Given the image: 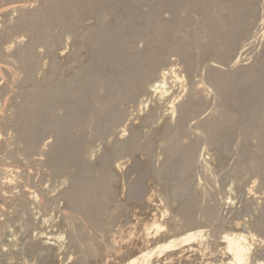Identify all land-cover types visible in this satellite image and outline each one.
I'll use <instances>...</instances> for the list:
<instances>
[{
	"label": "bare ground",
	"instance_id": "1",
	"mask_svg": "<svg viewBox=\"0 0 264 264\" xmlns=\"http://www.w3.org/2000/svg\"><path fill=\"white\" fill-rule=\"evenodd\" d=\"M164 1L173 10H177V9L181 8L182 6H185L192 11H196V12L199 11V12H197L198 14L200 13V11L202 13H205L207 15L206 22L204 19L205 31H204V27L202 29L203 33L205 34L204 35L205 36V43H207L209 40H211L214 36L221 35L224 46H226L228 48H233V45L237 40L236 37H238V34L241 33V30L244 27H247L248 24H251L253 22V20L258 18L259 7H260L258 0H244V3L242 2L243 4L240 3L241 1L238 2L237 4H234V0H164ZM60 2H65V0H51L50 1V3H52V4H59ZM94 2L92 4H94L96 6V4H98L99 1L98 2L94 1ZM101 2H102V0H101ZM94 5H93V9H94ZM21 7H22V5L18 9L22 10ZM100 7H101V5H100ZM159 7H160L159 5H154L153 6L154 11H152V13L155 12L156 10H158ZM213 7H216L217 9L214 8L215 9L214 10ZM25 8L26 7H24V9ZM261 8H262V11L264 12V5L263 4L261 5ZM211 9H213L216 13L219 11L220 15H215V16H218V17H215L214 14H216V13L215 12L212 13ZM207 12H209L210 14ZM219 12H218V14H219ZM45 13H46V11H44V12L37 11L36 14H34V15H32V14L30 16L22 15V17H21L22 13L21 14L19 13L18 15H20L21 18L18 16V19H17L18 21L17 20L14 21V20L10 19L11 17L13 19H15V17H13V16H11L9 19L11 20L10 22L12 24L13 23L15 24V22L17 21L18 26L21 23L33 24V22H36V21H41L44 23L45 21H47L49 19L48 17L44 18ZM155 13H157V11ZM202 13L200 15H202ZM24 14H26V13H24ZM129 14L130 13L128 12L127 15L129 16ZM9 15H10V13H9ZM127 15H126V17H128ZM131 15H134V14H131ZM206 15H204V16H206ZM149 19L151 20L153 18H149ZM258 19H261V21H264V13ZM145 20H147V18H145ZM155 20H157V19H155ZM12 21H14V22H12ZM157 21H158V23L157 22L155 23L156 24L155 29H157V31H159L161 33V36L163 38H166L167 31L170 28L169 25L167 26L165 24H162L163 22L161 23V22H159V20H157ZM148 22H150V21L145 22V24L147 23L145 26H148ZM257 24L259 25L260 23H257ZM13 25L11 27L14 29ZM152 25H149V26H151V28L149 27V29H153ZM251 26H252V24H251ZM11 27H7V28L10 29ZM16 27H15V30H16ZM129 27H130V24H129ZM174 27H175V25H174ZM7 28H5V29L7 30ZM17 28H19V27H17ZM259 28H258V30H259ZM13 29H11V31H13ZM6 30H3V31L6 32ZM134 30H133V32H134ZM3 31H2V33H3ZM135 31H137V30H135ZM139 31H141V30L138 29L136 34H138ZM223 31L224 32L226 31V33H224ZM260 31L261 30H259V32ZM9 32H10V30H9ZM13 32L15 33V31H13ZM6 33H3L5 35L4 38L7 37ZM123 33H125V30L123 31L121 28H119L117 26H116V28L111 27L108 31H106L104 29L103 30L97 29L91 35V39H92L91 43H92V46L95 47L96 57L100 62L99 65L101 66V68L108 70L109 75L112 74L111 71H114L117 74H119V76L121 77L123 86H124L128 83L127 82L128 79L131 77H134V75H135L134 74L135 73L134 62L136 60L135 59L136 57L131 54V53H133V50H132L130 52V55L127 54L128 57L126 56L127 58L123 59L124 56L126 55L125 52L129 49L127 47V45H128L127 42H123V39H124ZM139 33H141V32H139ZM193 33L195 34V32H193ZM136 34H134V35H136ZM10 35H11V33H10ZM12 36H13V33H12ZM202 36H203V34H202ZM1 38H3V37H1ZM201 38H203V37H201ZM201 38H200V40H201ZM193 39H196V38L194 37ZM198 39H199V37H198ZM4 40H7V38ZM200 40H198V41L200 42ZM202 40H201V42H202ZM124 41H126V40H124ZM203 43H204V41H203ZM10 44H12V42ZM60 45H62V44H59V46ZM7 47H8V50H10L8 45H7ZM26 48H27V52H28L29 56L25 59V61L27 62L25 69H26V73L28 74V76L27 75L26 76L29 77V79L26 78L28 81H26V79H25V82L28 83V82H31L32 80L36 79V78L38 79V76L37 77L34 76V72L36 73V75H38L39 72L41 71V61L39 58L40 53H38V52L34 53L33 52L34 51L33 45H30ZM5 49H6V47H5ZM78 49H79V47L77 48V51H78ZM8 50H5V51L7 52ZM12 50L13 49L11 47V51ZM1 52L3 53V50ZM242 53H241V55H242ZM8 54L9 53L7 52V55L5 54V56L8 57ZM65 55H67L65 52H62L60 55H58L59 59L62 62H63L64 58H66ZM58 57H56V59ZM75 57H79V55H77ZM75 57H73L75 67L73 70L70 69L71 72H69V71L67 72V70H66L67 76H63L62 78H59V79L56 76V73L60 69V68L58 69V65L60 64L59 59H57L59 61V63H57L54 60H51L52 63H53V61H54V63H53L52 68H51V65L50 66L48 65L51 68V69H49L51 71L47 70V68H46V71H48L46 73V75L42 76L41 73H43L44 71L40 72V75H41L40 77L42 78L45 76L44 80L46 82L48 80H51L52 76L57 78L58 83H59V85H57V86L61 87L62 90H66V92L63 91L64 92L63 94L67 93V91H69V89L72 87V85L74 86L73 88L75 90H77V94L74 95L73 98H70V100H69L68 105H70V107L67 110V111H69L67 116L61 117L55 112V110H52L53 105H55L59 99L64 98L63 95L60 94L62 92V90H60V88H58L57 90H60L61 92H59V91H58V93L55 92L56 91L55 89L57 88V86L54 87L55 91L51 90V89H53V87H52L53 85H50V82L53 80L52 79L51 81H49V85L51 86L50 90L53 94L48 93L46 91L47 89L46 90L44 89V88H46L45 87L46 82L44 80L42 82L41 80L43 78L41 79L40 77H39L40 80L38 79V82L40 84L36 81H34V82H36V85H35V83L34 84L30 83V85L32 84V86H30V87L28 86V87L31 90L29 89L30 92L25 95V99L23 98V96L20 95L21 100L24 99V101H25V103L22 104V107L18 106L17 108H20V109L15 108L14 110H12L13 113L14 112L18 113V117H15V115L13 114L12 118L13 117L18 118V120H20L22 123H24V125L22 126L23 127L22 131L21 132L19 131L20 132L19 133L17 130V127H16L18 121L16 122V120H15V122H16L15 127H16V131H17V132L15 131V132L18 135L16 133L15 134H16V136L20 137V140L22 141V143L20 144V145H22L20 147L22 151L21 150L20 151L25 153V155H28V157H30L33 153L35 155V152H37L35 157L37 156V154L39 152L42 155L44 154V156L46 157V159H45L46 161L44 163L47 166V168H45L43 170L44 173H46L47 175H51V177L53 175L54 178L56 177L55 175H57V176L59 175V177L61 176V178H63L64 181L67 180V181H69L68 183L71 184L70 188L68 190L61 192L62 193L61 195H63V199L65 202L64 208L61 209L63 217L60 220L62 222L59 223V221H57V222L54 221L53 223H54V228L56 226H58V224H61V223H62L61 224L62 227L67 226L68 233H69V234H67L68 237H66L67 235L62 231L63 234L66 235L65 237L67 239L69 238V240H68L69 242L65 245L68 246V247H66L67 249H69V250L73 249L75 252L73 254L70 252L72 255L69 256L66 261L64 260L61 262L60 257L63 253H65L62 250V247L64 246V244H63V246L61 245L62 244L61 242L63 241L64 235L61 237L58 234L56 235L55 234L56 232L53 233L52 231L51 232H46V231L44 232L42 230L43 232L42 231L40 232V234H39L40 236L38 234H36L38 236L28 237L29 238L28 243L26 244L23 242V244H26L24 246L18 245L19 242L17 243L16 239H14V240L11 239L12 241H10V240L7 241V238L10 239L11 234H12L11 232L13 231V229L16 228L13 221L16 220V222L19 223V221L21 220V222H22V220L24 219V218H22L23 215L28 213L27 211L30 207L34 206L35 208L37 207L39 209L40 207L42 208V206L45 205L46 207L45 206L44 207L48 208L46 203H49V202L55 200V198L53 197V194L48 192L50 190L49 189L47 190L45 187V189L47 190L46 191L43 188V186L42 187L38 186V187H41V189L39 188V190H40L39 195L38 194L36 195L35 193H33V191L30 190L31 188L30 189L29 188L24 189L23 187H22V190L18 191L19 193L17 194L16 193L17 187H15V186H20V185H18L19 183L16 184L18 182L17 181L18 179L17 180L15 179L16 180V183H15V180L13 178L11 179L9 176H7L6 172L9 170L8 169L4 173L6 175L0 177V264H34V261H32V260H38L39 264H63V263H65V264H264V224H262L264 222V220H263L264 218L262 220L260 219L261 217H264V216H262V215H264V203L262 205L256 203V201L254 200L255 197H253V196H256L255 193H257V192L253 193L254 194L253 195L252 194L253 189L252 190L250 189L249 193H247V194L251 195L249 200H252V203L254 202L255 204H258V205L256 206L253 204H249L251 201H249L248 204H249V206H251V205L254 206L255 209L254 208H252V209L257 211V212L259 210L257 208H260V206H261V210H259V213H257L260 218H256L257 217L256 215L253 216V214H248L249 220L251 219L250 217H254V220H252L253 222L251 221L249 223V220L247 221L248 225L246 223H244L243 220L240 221L241 220L240 218H239L240 220L237 219V221H231L232 223L228 222L231 226L227 225L225 228H229V231H226L228 229L223 231L222 235L220 236V239L218 238L219 241L217 240L218 241L217 243H216V241L214 243L210 242V240L208 239V235L210 233L207 234L208 232L204 229L205 228L204 226L202 227L204 230L203 231L200 226H197L194 223H193V225H194L193 226L190 223L191 219L189 220V216H191L190 213H191V209H192V206H191L192 201L190 204V201L188 203L185 199V201H183L184 202L183 203L182 199L184 198V196L185 197L187 196V193H190V191L188 192V189H190L194 185L193 184L192 186H190V182H191L190 177L192 175H194V176L196 175L195 174L196 173L195 167L197 165H199L201 168H203L202 171H208L209 169L216 168V167L218 168L220 166L221 162L223 165L226 164L225 163L226 159L224 158V156H226V154L224 153L225 154L224 155L222 153L223 151L221 150V146L219 148H217V145H216L213 149H209L211 152V153L210 152L208 153L209 155L207 154L208 157L210 156L209 159L208 158L204 159L202 156H199V155H197L198 158L195 159V153H196V147L195 146L196 145L194 143L195 141H193L191 138L193 137L192 135H195L197 137H198V135L201 136L200 130H199V132H197L198 131L197 130L196 132L198 134H196L194 131H191L190 129L184 127V125H183V124H185V122H184L185 120H183L184 116L182 115L183 117L181 118L182 109H183V107L181 105L182 101L179 100V94H177V93H179V90H177L178 92L176 93V95H174L175 93L171 94L168 92L169 90L171 91L173 88L171 89V87H170V89L168 90L167 89L168 86L166 87L167 81L170 80L169 78H171V79L173 78V80H174V81H172L173 83H176L177 85H178V83H180L182 85L183 82L180 79V76L178 75V72H177L179 70V68L177 67L178 70H176V68L173 69V67H172V69L171 68L168 69V67H167V69H165L166 68L165 67L164 69L162 68L161 71H160V69H158V71H156L157 77H158L157 81L155 79V81H156L155 83H154V81H152L154 83V84L152 83L153 85H151V84H150L151 86L147 85L148 86L147 88L150 87V90L149 89L147 90L148 95L150 97L153 96V99L152 98H150V99L153 100V102L158 103L156 105L157 107L154 106V108L156 107L155 109L158 111V113H157L158 117L160 119H162L161 124L159 122L157 123V121L156 122L154 121V123H155L154 124L151 121H153L154 116L157 114H155V115L153 114V116H152L150 113H149L150 115L149 114L147 115V113H145L144 117H142V118L138 117V120L139 121L141 120V122L143 121L144 123L145 122H147L149 124L152 123V125L153 124L156 125V123H157V128L154 127L155 131L154 132L151 131L154 135L150 134V135H152L150 137H152L153 139H150L151 141H149V139H148V141L150 142V145H146L145 144L146 142L145 143L143 142L142 144H144L146 146L143 148H140V150L142 151L141 153L137 154V151H136L135 154H137V155H134V153L132 154L130 152L133 155L132 156L129 153L132 156V158L130 160L131 162H127L128 161V159H127V161H125V162H121L122 160H120V162H116L113 164L112 159H113L114 155H117V157L120 154L123 155L126 150L129 151V149H127L129 144L138 141L137 138H138L139 132H137L138 129L136 130L137 127H135V126H138L140 124L137 125V123H135L136 120L134 121L135 124L132 121H130L134 124L133 125L131 123L133 125L132 126L129 123L131 126H129V128L127 127L129 129V130L128 129L127 130L130 131L128 133H131V137L129 136V139L128 140L125 139L126 141L122 143L121 140L124 137L123 134L125 131H123V133L121 131V133L118 136L119 138H117L118 142L116 144V147L112 146V145H111L112 148L108 147L106 152H104L105 154L100 156V158L96 162V164L95 163L91 164V162L88 160L89 157L90 158L92 157L91 154H93V153H91L89 155L91 146L89 147L88 144L86 143V141L83 142V141L76 140L75 139L76 136L74 137V135L70 131L71 126L78 125V127H81L84 125V123L89 122L91 124L93 123V126L95 124L98 132H100V131L102 132V130L104 132L105 131L104 129L106 128V126L108 125V123L111 121L112 118L115 120L117 118V121L119 120V114L121 115L122 111L118 110L119 112L121 111L120 113L117 111V104H118L119 99L113 100L114 98H111L109 102H99L98 100L102 98L101 95L104 96V94L102 92L93 91V92L89 93V90H87L86 85L84 83L86 75L82 72V70H84V67L86 66L88 58L86 60H82L80 58H75ZM67 58L70 59L71 56H68ZM240 58L241 57H238L237 60L241 61ZM9 59H8V61H9ZM51 61L49 62L50 64H51ZM10 62H12L11 64L13 65V63H14L13 60ZM10 62H8V64ZM2 64L0 63V77H2V79L5 78L7 80L9 78H7L6 76H11V77H13L12 80L14 79V81H15L17 79L16 78L17 73L14 72V74L16 73V75H14L13 74L14 70L11 71L10 68H7V66L6 67L4 66L5 63L3 64V66H2ZM42 64H45V61ZM70 64H71V62H70ZM174 64L177 65V63H175V62L171 63L172 66ZM71 65H70V68H71ZM59 66H62V64H60ZM66 66H68V65H66ZM260 66L264 69V61L258 65V67H260ZM169 67H170V65H169ZM64 68H66V67H64ZM68 69H69V66H68ZM9 70L11 71V73ZM244 70H245L244 74H245L246 79L252 80V81L258 80L262 84H264V78L256 77L253 70H251V69H244ZM10 80L11 79H9V81ZM18 80H20V79H18ZM22 80L24 82V79H22ZM53 81H54V83H56L55 80H53ZM20 82L22 83L21 80H20ZM170 82H171V80H170ZM11 83H12L11 81H10V84L7 83L9 85V87H10ZM17 83H15L14 85H17ZM37 83H38V85H37ZM75 83L77 85H75ZM12 85H13V83H12ZM12 85H11V88H12ZM33 85H34V87H33ZM49 85L47 83V86H49ZM17 87H19V85H17ZM26 87H27V85H26ZM0 89H2V88L0 87ZM50 90H48V91H50ZM3 92H4V90H3ZM175 92H176V89H175ZM20 93H21V91H20ZM73 94H75V93H73ZM155 94H156V96H158L157 99L154 97ZM169 94H171V96ZM20 96L18 95V97H20ZM149 96H148V98H149ZM5 97H6V95H5ZM106 97H111V96H106ZM154 98L156 99V101H154ZM18 99H20V98H18ZM18 99H17V101H19ZM12 100H13V98H12ZM8 101H9L8 99H4V101H3L4 103L2 105L3 108L0 106V121H2V119H3V121H5L4 120L5 119L4 114H6L5 112L7 110L4 112V109L9 108L11 105L14 106V102L11 103V105H8V103H9ZM10 101H11V99H10ZM141 101H143V100H141ZM105 103H107V104H105ZM143 104H145V103H143ZM153 104H155V103H153ZM12 106L10 108H12ZM144 106H142V108ZM151 106H152V104H151ZM120 107H121V105H120ZM260 108H261V106H260ZM149 109L151 110V108H149ZM195 110L196 109H194V111ZM9 111H11V110H8V113H9ZM12 111L10 113H12ZM136 111H138V110H136ZM139 112L141 114V111H138V113ZM256 112H259V110L255 111L253 113L254 116L258 114ZM17 113H16V116H17ZM155 113H156V111H155ZM185 113L186 112H183L184 115H185ZM137 116H139V115H137ZM212 116L210 118L204 120V122H203V120L200 121V122H203L202 124L205 123L204 126H205L206 133L209 132L208 126H209L210 121L211 122L217 121L220 124L228 126L229 123L231 122V120L235 117L234 114L226 113V111H224L222 109H220L216 114H214V117H212ZM257 116H259V115H257ZM129 117H131V116H129ZM135 118H136V116H135ZM156 118H157V116H156ZM259 118H260L259 121H260V126H261L260 128L262 130L259 133L257 141H258V143L261 147V150L264 154V112H263V114H261V116ZM259 118H257V119H259ZM8 120H10V119L8 118ZM10 121L13 122V119H11ZM158 121L161 122V120H159V119H158ZM21 122H20V125H22ZM118 122H120V120ZM39 123H40L39 132L41 131L44 133L46 132V133H50V134L53 133L54 134L55 132H58L59 130L64 131V133L62 131V133L64 135H61L60 138L56 139V142L54 143V145L52 144L50 146V148L48 147L51 150L47 153H46V151H44V149L41 151L39 150L40 144H38V141H40V139H41V135L39 136V134L43 135V133H39V134L37 133V124H39ZM142 124L143 123H141V125ZM1 125H3V124L1 123ZM1 125H0V127L2 128ZM8 125H9V123H8ZM144 125H146V124H144ZM152 125H149V126L152 127ZM108 127H109V125H108ZM127 130H126V132H127ZM141 130H142V128H141ZM205 130H204V132H205ZM2 132H3V130H2ZM2 132L0 131V151H1V149L5 148V147L6 148L8 147V149L10 148V146H8L9 141L7 142V140H6L7 137L5 138L3 136L4 133L2 134ZM248 132L250 133V131H247V133ZM73 133H75V132H73ZM60 134H61V132H60ZM6 135H7V133H6ZM79 135H80V133H79ZM108 135H109V133H108ZM139 136H141L140 133H139ZM44 138H46V137H44ZM140 139H141V137H140ZM85 140H86V138H85ZM47 143H49V142H47ZM92 143L93 142H91V144ZM138 143H139V141H138ZM139 144L142 145L141 143H139ZM161 145H162V149L158 150L161 147ZM129 146H131V145H129ZM156 146L158 149L156 148ZM207 149H208V147H207ZM247 149H245L246 152H247ZM4 151H7V150H4ZM156 151L159 153H157ZM94 152H97V151H94ZM154 152L157 153L156 154L157 157L155 156ZM13 153H14V150L11 148L9 153L7 154L8 156L7 155L1 156L0 160H2V161L6 160L7 161V159L11 160V158L15 160V157H14L15 155H13ZM243 153H244V151H243ZM19 154H21V153H19ZM244 154H242L241 156H243ZM0 155H1V152H0ZM42 155H40V156H42ZM151 155H154V157H156L157 159L163 156V158L166 160V162L164 160L165 163L162 164L159 161L158 165H157V163L155 165V162H153V161L156 158L155 159L152 158ZM40 156L37 157L38 160L40 159L39 158ZM244 156H246V154ZM256 156H258V155H255L254 159ZM21 157H23V156H21ZM247 157L248 156H246V158ZM37 158H36V160H37ZM250 158H251V160H253L252 157H250ZM21 159H23V158H21ZM25 159H27V157ZM30 159H32V157H30ZM30 159H28V160H30ZM236 159H237V157H236ZM14 160L11 161V162H13V164L15 163ZM38 160L37 161L34 160L35 161L34 162L32 159L31 161L33 163H37V164H40V162L43 161L42 159H40L39 161ZM248 160H249V157H248ZM257 160L259 161L260 159H258V157H257ZM31 161H28V162H31ZM247 163H248V161H247ZM255 163H257V162H255ZM3 164H5V163H3ZM23 164H24V162H23ZM237 165H236V167H237ZM248 165L246 164L244 166H248ZM37 167H38V165H37ZM252 167L253 166H251L250 168L252 169ZM21 168H24V167H21ZM33 168H34V166H33ZM18 169L20 170V168H18ZM30 169H31V167H30ZM248 169H249V166H248ZM12 170L13 169H11V171ZM37 170H38V168H37ZM193 170L195 171L194 174H193ZM15 171H16V173H18V170H15ZM2 173H0V175ZM21 173L19 172V174H21ZM24 174H26V173H24ZM27 174H28V172H27ZM39 174L40 173H38V175ZM22 176H23V174H21V177ZM27 176L28 175H26L25 177L27 178ZM28 177H30V176H28ZM44 179H46V178H43V180ZM63 179H62V181H63ZM20 180H19V182H20ZM24 180H26V181H24ZM24 180H23L24 183L25 182L27 183L28 179L24 178ZM57 182H59V181H57ZM21 183L22 182H20V184ZM43 183H44V181L42 182V184ZM251 183L254 185V187L257 186L256 180L254 182L251 181ZM46 184H48V183H46ZM23 185H25V184H23ZM27 185H28V183H27ZM29 185H30V183H29ZM32 185H34V184L32 183ZM65 185L67 186V183ZM195 185H196V183H195ZM56 187H57V185H56ZM235 187H236V185H235ZM33 188H35V186H33ZM227 188L229 191V195H232V192L235 190L237 192L239 191V193L241 190L242 191L244 190V189H241L242 187H240V186H237L236 187L237 189H235V190L233 188H230V187H227ZM250 188H252V187H250ZM13 189H15L16 192L13 191ZM192 189H193V187H192ZM261 190H262V188H261ZM257 191L259 192V190H257ZM51 192H54V191H51ZM239 193H238V195H239ZM241 194H242V192H241ZM191 195H190V197H192ZM256 198H257V196H256ZM224 199L221 200V203L224 205L231 204V202H229V201H233V199L231 200V197H229V196L226 200H224ZM262 199H263V196L260 200H262ZM57 202H59V201L57 200ZM186 202L188 204H186ZM53 203L56 204V202H53ZM56 205H55V208H57ZM44 207H43V209H44ZM245 207L247 208V206H245ZM252 209L250 208V210H252ZM246 210H249V209H246ZM250 210H249V212H252ZM46 212L44 211V214ZM72 212H77V214L75 213L73 215ZM18 213L23 214V215L21 214V218H20V214H18ZM42 213L43 212H41V214ZM247 213H248V211H247ZM253 213L255 214V212H253ZM28 214H30V212ZM76 215H78V217H76ZM73 216L78 218L80 223L75 218H74L75 220H73L72 219ZM240 216H242V215H239V217ZM243 217H241V218H243ZM31 218H33V217L31 216ZM177 218H180V219L178 220ZM52 219H53V217H52ZM52 219H50V221H52ZM244 219H246V218H244ZM75 221L78 223L77 225H75L76 224ZM244 221H246V220H244ZM23 222H24V220H23ZM42 222H41V224H42ZM48 222H49V220H48ZM257 222H260L262 224V226H260V224L258 226ZM224 223H226V222H224ZM35 225H36V223H35ZM220 225L222 227H224V225H226V224H224V225L220 224ZM59 227H61V226H59ZM208 227H209V225H208ZM25 228H27V227H25ZM16 229L18 230V228H16ZM69 229H70V231H69ZM34 231H35V229H34ZM17 232L19 233V230ZM66 233H67V231H66ZM26 234H27V232H26ZM92 235H94V238L96 236V237H98V239H100L99 240L100 242H98V240L95 239V241L98 242L97 243L98 247L93 242L94 238L92 239V237H93ZM25 242H27V240ZM15 246L18 247V250H14ZM6 247L8 249H7V251H4L3 249ZM97 248L100 251L96 250ZM103 250H104V252L101 253V251H103ZM64 257H66V256H64Z\"/></svg>",
	"mask_w": 264,
	"mask_h": 264
},
{
	"label": "rangeland",
	"instance_id": "2",
	"mask_svg": "<svg viewBox=\"0 0 264 264\" xmlns=\"http://www.w3.org/2000/svg\"><path fill=\"white\" fill-rule=\"evenodd\" d=\"M50 1L51 0H0V44H1L0 45V49H1L0 50V63L1 64L5 63V65H4L5 67L7 66V68L11 69V71L14 70L13 74H14V72L17 73V77H16L17 81L16 80L14 81V79L12 80L13 77H11V76H6L7 78L11 79L10 81L13 83V85L11 83L12 88H11V85H10V87L8 85V84H10L9 79H7L8 80L7 81L5 78L2 79V77H0V87L2 88V89H0V106L3 108L2 105L4 103L3 102L4 99L9 100L8 105H11V103L14 102V106L11 105L12 108H10L11 107L10 106L9 107L10 109L9 108L4 109V112L7 110L5 112L7 114L8 110L12 111L15 108H17L18 106L22 107V104L25 103V101H24L25 95L28 94L31 90L29 87L32 86V84H34V83L36 85V82H38V79L40 80V78H41L40 72L44 71L41 74H42V76L46 75V73L48 72V71H46V68H47V70L51 69L54 61H56L57 63H59V61H60V64H62V66H59L60 64L58 65V69L59 68L60 69L56 73V76L59 79V78H62L63 76H67L66 70H67V72L68 71L71 72V70L74 69L75 64L73 61L74 60L73 57L79 55V57H75V58H80L82 60H86L88 58L86 66L84 67V70H82V72L86 75L84 83L86 85L87 90H89V93L93 92V91L102 92L104 94V96L101 95L102 98L98 100L99 102H109L111 98H114L113 100L119 99L118 104H117V111L118 110L122 111V114L121 115L119 114L120 122H118L119 120L117 121V118H116V120L112 118L111 121L108 123L109 127L107 125L106 126L107 129L105 128L104 132H103V130H102V132L100 131L103 135L97 131L95 124L93 126V123L91 124L89 122L84 123V125L81 127H78V125H73V126H71L72 129L70 128L71 133L74 135V137L76 136L75 137L76 140L83 141V142L86 141L88 146L89 147L91 146L89 155L91 153H93V154H91L92 157L91 158L89 157L88 160L91 162V164L92 163L96 164V162L99 160L100 156L105 154L104 152H106L108 147H111V148H112V146L116 147V144L118 142L117 138H119L118 136L121 133V131H122V133H123V131H125L123 134L124 139L122 138V140H121L122 143L125 142L126 140H128L129 136L131 137V133H128V132H130V131H128L129 130L128 128H129V126H131L134 123L135 120H136L135 123H137V125L138 124L141 125V123H143L141 126L140 125L135 126V127H137L136 130L138 129L137 132H139L141 134V136H139V133H138L137 139H138L139 143L142 144L143 142L144 143L146 142L145 143L146 145H150L149 141H151L150 139H153L150 136L154 135L151 131H153V132L155 131L154 127L157 128V123L159 122L161 124L162 119H160L158 117V114H157L158 111L155 109L157 107L156 105L158 103L153 102V100L150 99V98L153 99V96L150 97L148 95L147 90L148 89L150 90V87L147 88L148 87L147 85H150V84L153 85L157 81L158 77H157L156 71H158V69H160V71H161L162 68L164 69L166 67L165 69H167V67H168V69L169 68L172 69V67H173V69L176 68V70H178L177 69V67H178L179 70L177 72H178V75L180 76V79L183 82L182 85L180 83H178V85L176 83H173L172 82V81H174L173 78L172 79L169 78L171 80V82H170V80L167 81L166 87L168 86L167 87L168 90L170 89V87H171V89L173 88L171 91L169 90L168 92L171 94L175 93L174 95H176V93L178 92L177 90H179V93H177V94H179V100L182 101L181 105H182L183 109H182L181 118L184 116V119H183V120H185L184 121L185 124H183L184 127L190 129L191 131H194L196 134H198L197 132H199V130H200L201 136L198 135V137H197L195 135H192L193 137L191 138L193 141H195L194 143L196 145L195 146L196 147L195 159L198 158L197 155L202 156L204 159H207V158L209 159V157H210V156L208 157V155H209L208 153L210 152L209 149H213L216 145H217V148H219L221 146V150L223 151L222 153L223 154L225 153L227 156V157L224 156V158L226 159V161H225L226 164L223 165L221 162V164L218 168L216 167V168H211L208 171H202L203 168H201L199 165H197L195 167L196 173L193 170V174L195 173L196 175L195 176L192 175L190 177L191 178L190 186H192L194 184L192 187H193V189L194 188L195 189L193 190L192 187L190 189H188V192L190 191V193H187V196L186 197L184 196V198L182 199V202L185 201V199H186V201L188 203L190 201V204L192 201V205H191L192 209H191V213H190L191 216H189V220L191 219L192 221L190 220V223L192 225L194 223L197 226H200L201 228L204 226L205 227L204 229L208 232L207 234H209V233L211 234V235L210 234L208 235V239L210 240V242L214 243L216 241V243H217L219 241L218 238L220 239V236L222 235L223 231H225L226 229H228L226 231H229V228H225V227L227 225L231 226L229 224V223H232L231 221H237V219L240 218L241 219V220L239 219L240 221L243 220V222L247 224V221L249 220L248 214H253V216H255V215L257 216L256 218H260L257 213H259V210H261V206H260V208H257V209H259L257 212V211L252 209V208H254V206H252V205L249 206V204H253V205L257 206L258 204L262 205L264 203V154H263L261 147L257 141L259 133L262 130L260 128L261 126H260V121H259L260 118L259 117L264 112V84H262L258 80L252 81V80L246 79L245 74H244L245 73L244 69H251L254 71V74L256 75V77L264 78V69L261 66L258 67V65L264 61V21H261V19H258L264 13L262 11V8H261V5L262 4L264 5V0H258V2L260 4L258 18L253 20V22L251 23L252 26H251V24H248L247 27H244L241 30V33L238 34V37H236L237 40L235 39L236 42L234 41L235 43L233 45V48H228V47L224 46L221 35L214 36L211 40H209L207 43H205V36H204L205 34L203 33V30H202L203 27L205 26L204 19L206 22V17H207V15L205 13H202L200 11V13L198 14L197 12H199V11H197V12L192 11L185 6H182L181 8H179L177 10H173L166 4V2L164 0H102V2H101V0H65V2H60L59 4H52V3H50ZM94 1H97V2L99 1L100 3L98 2V4H96V6H95L94 4H92ZM238 2L243 4L244 0H234V4H237ZM21 5H22V7H21L22 10L18 9ZM93 5H94V9H93ZM100 5L102 8L100 7ZM154 5L160 6L158 8V10H156L157 13H155L156 11L152 13V11H154V9H153ZM24 7H26V8L24 9ZM214 8L217 9L216 7H213V9ZM213 9H211L212 13L215 12L214 11L215 9L214 10ZM37 11H42V12L46 11V13L44 14V18L48 17L49 19L47 21H45L44 23L41 21H36V22H33V24L21 23L19 26L17 25L18 16L20 17V15H18L19 13L20 14L22 13L21 14V17H22V15H28V16H30L31 14L34 15V14H36ZM128 12L130 13L129 16L127 15ZM218 12L217 13L215 12L216 14H214V16L220 15V12H219V14H218ZM9 13H10V15H9ZM24 13H26V14H24ZM201 13H202V15H200ZM207 13H209V12H207ZM125 14L128 17H126ZM131 14H134V15H131ZM204 15H206V16H204ZM11 16L15 17V19H13ZM215 17H218V16H215ZM9 18L14 20V21L17 20L15 22V24L13 23L14 25L10 22L11 20ZM145 18H147V20H145ZM149 18H153V19L150 20ZM154 18L159 20V22H161V23L163 22L162 24H165L167 26L169 25L170 28L167 31L166 38H163L161 36V33L159 31H157V29H155V27H156L155 23L156 22L158 23V21L155 20ZM14 21H12V22H14ZM146 21H150V22H148V26H145L147 24V23L145 24ZM257 23H260V24L258 25ZM129 24H130V27H129ZM12 25H13L14 29L11 27ZM149 25H152L153 29H149V27L151 28V26H149ZM174 25H175V27H174ZM16 26L19 28H17ZM116 26L121 28L123 31L125 30V33H123V37H124L123 42H127V44H128L127 47L129 48L128 49L129 51L127 50L128 52L127 51L125 52L126 55L124 56L123 59L127 58L128 55H130V52L132 50H133V53H131V54L136 57L135 58L136 60L134 62V65H135V69H134L135 73L134 74L135 75H134V77L129 78L127 81L128 83L124 86H123V83H122V80H121V77L119 76V74H117L114 71H111L112 74L109 75L108 70L101 68V66L99 65L100 62L96 57L95 47L92 46V43H91V40H92L91 35L97 29H100V30L104 29V30L108 31L111 27L116 28ZM7 27H11V28L8 29ZM15 27H16V30H15ZM5 28H7V30ZM258 28H259V30H261L260 32H259ZM11 29H13V31H15V33L13 31H11ZM134 29L137 31H138V29L141 30V31H139L141 33L138 32V34H136L137 31H135ZM3 30H6L7 33ZM9 30H10V32H9ZM133 30L135 33L133 32ZM2 31H3V33H6L7 40H4L6 38H4L5 35L2 33ZM204 31H205V27H204ZM193 32H195V34ZM10 33H11V35H10ZM12 33H13V36H12ZM224 33H226V31ZM134 34H136V35H134ZM202 34H203V36H202ZM193 36L196 39H193L194 38ZM197 36L199 37V39ZM200 36L203 38H201ZM1 37H3V38H1ZM200 38H201V40L203 39L202 42H201ZM197 39L200 40V42L202 44ZM124 40H126V41H124ZM203 41H204V43H203ZM11 42L13 45L10 44ZM59 44H62V45L59 46ZM7 45L9 46L10 50H8ZM30 45H33V47H34L33 52L34 53H37V52L40 53L39 58L41 61V71L39 72L38 75H36V73L34 72V76L35 77L38 76V79L36 78V79L32 80L31 82L27 83V82H25V79L26 78L29 79V77H27L28 74L26 73V69H25L26 63H27L25 61V59L29 56L26 47H28ZM10 46L13 49L12 51H11ZM5 47H6V49H5ZM76 47L77 48L79 47L78 51H77ZM4 49L8 50L7 51L9 53L8 57L5 56V54L7 55V52ZM2 50H3V53L1 52ZM62 52H65L67 54V55H65L66 58H64L65 61L63 60V62L58 57V55H60ZM241 53H242V55H241ZM68 56H71V58L68 59L67 58ZM56 57H58L57 59H59V61L56 59ZM238 57L242 58V59L240 58L241 61L237 60ZM8 59H9V61H8ZM12 60L14 62L13 63L14 66L11 64L12 62H10ZM49 60L50 61L54 60V61H53V63L51 61V64H50ZM44 61H45V64H42V63H44ZM8 62H10V63L8 64ZM70 62L72 65L70 64ZM170 62L171 63L175 62V63H177V65L174 64L172 66ZM3 64H2V66H3ZM168 64L170 65V67ZM48 65L49 66L51 65V68ZM66 65L69 66V69H68V66H66ZM70 65H71V68H70ZM64 67H66V68H64ZM11 71H10V73H11ZM49 71H51V70H49ZM16 73L14 75H16ZM42 78H41L42 79L41 81L43 82L45 76ZM18 79H20L22 81V83ZM22 79H24V82ZM27 79H26V81H28ZM52 79L55 80L56 83H54V81ZM52 79H51L52 81L48 80L47 82L44 80L46 82V86H45L46 88H44V89L45 90L47 89L46 91L48 93H52L51 90L53 91L54 87L59 85L57 78L52 76ZM155 79H156V81H155ZM34 81H36V82H34ZM49 81H51L50 85H53L52 86L53 89L50 88L51 86L49 85ZM152 81H154V83ZM15 83H17V85H19V87H17V85H14ZM30 83H32V84L30 85ZM38 83H37V85H38ZM47 83L49 86H47ZM26 85H27V87H26ZM75 85H77V84L75 83ZM33 87H34V85H33ZM73 87L74 86L72 85V87L69 89V91H67V93H65V94H63V93L66 92V90H62V88L59 86H57V88L55 89L56 91L54 90L57 93H58V91L61 92L60 90H62V92L60 94H62L64 97L62 99H59L58 102L55 105H53V107H52V110H55V112L61 117L68 115L69 111H67V110L70 107V105H68L69 100H70V98H73V96L77 94V90H75ZM58 88H60V90H57ZM174 88L176 89V92H175ZM3 90H4V92H3ZM48 90H50V91H48ZM20 91H21V93H20ZM73 93H75V94H73ZM171 94H169V95L171 96ZM5 95H6V97H5ZM18 95L23 96L24 99L21 100V96L18 97ZM106 96H111V97H106ZM148 96H149V98H148ZM154 97L156 99L158 98V96H156V94ZM12 98H13V100H12ZM18 98H20V99H18ZM155 98H154V101H156ZM10 99H11V101H10ZM17 99L19 101H17ZM141 100H143V101H141ZM143 103H145V104H143ZM153 103H155V104H153ZM105 104H107V103H105ZM151 104H152V106H151ZM120 105H121V107H120ZM144 105L145 106L147 105V106L145 107ZM142 106H144V107L142 108ZM154 106H156V107L154 108ZM260 106H261V108H260ZM149 108H151V110ZM17 109H20V108H17ZM194 109H196V110L194 111ZM220 109L226 111V113L234 114L235 117L231 120V122L229 123L228 126L220 124L217 121L216 122L210 121L209 126H208L209 132L206 133L205 126H204L205 123L204 124H202V123L204 122V120L210 118L212 115H213L212 117H214V114H216ZM136 110L141 111V114H140V112L138 113V111H136ZM257 110H259V112H256V113H258L257 115H259V116H257V115L254 116L253 113ZM11 111H9V113L7 115L4 114V117H5L4 120L5 121H3V119H2V121H0L3 124V125H1V123H0V125L2 126V128L0 127V131L2 132V130H3L2 134L4 133L3 136L5 138L7 137L6 140H7V142L9 141L8 142L9 145L8 144L7 145L10 146L9 149H8V147L3 148L4 150H7V151H4L3 149H1L0 157L6 156L9 153L10 149L12 148L14 150V153H15V154L13 153V155H15L14 157H15L16 161L12 158H11V160L7 159V161L6 160H4V161L0 160V169H1L0 173L3 172L0 175V177L5 176L7 174V176H9L11 179L12 178L14 180L18 179L17 183L15 180V183L16 184L19 183L18 185H20V186H15V187H17V192L15 190L16 188L13 189V191H15L17 194L19 193L18 191H21L22 187H23L24 189H27V188L30 189L31 188L30 190L33 191V193H35L36 195L37 194L39 195V191H40L39 188L41 189V187L43 186V188L45 189V187H46L47 190L48 189L50 190L48 192L53 194V197L55 198L56 201L54 200V201H51L49 203H46L48 208H45L46 207L45 205H44L45 207L44 206H42V208L40 207L41 209L40 208L38 209L37 207L35 208L34 206H33L34 208L30 207L31 209L29 208L27 211L28 213L30 212V214L26 213L25 214L26 216L21 213L23 215L22 218H24L23 219L24 222H23V220H22V222H21V220L20 221L18 220L19 223L21 222L19 224L18 222H16V220L13 221L15 227L18 228L19 233L17 232L18 230L16 228H14L13 231L11 230L12 231L11 232L12 238L11 237H10V239L7 238V241H9V240L12 241V240L16 239L17 243L18 242L20 243V244L18 243V245L24 246L28 243V239H29L28 237L38 236L42 230L44 232L45 231L46 232L52 231L53 233L56 232L55 234L56 235L58 234L61 237L64 235L63 236L64 238H63V241L61 242L62 243L61 245L63 246V244H64V246L62 247V250L65 253L62 252L63 254L60 257V260H61V262L64 260L66 261L67 258L75 252L73 249L72 250L67 249L66 247H68V246L65 245L69 242L68 241L69 238L68 239L66 238V237H68L67 234H69L68 229H67V226L62 227V225H61L62 223L58 224V226H56L54 228L53 222L54 221H56V222L59 221V223L62 222L60 220L63 217L61 209L64 208L65 202L63 199V195H61L62 194L61 192L68 190L70 188L71 184H69L68 183L69 181H67V180L64 181V179L61 178V176L59 177V175L58 176L55 175L56 177L54 178L53 175L51 177V175H47L46 173H44L43 170L45 168H47V166L44 163L46 161L45 160L46 157L44 156V154L42 155L39 152L37 154V156L35 157V155L37 153V152H35V155H34V153L31 156L29 155L30 157H32L33 161L34 160L37 161L38 160L37 157L42 155L39 157L40 159L43 160V161H41L42 163L40 162V164H37V163H33L31 161L32 159H30V157H28V155H25V153L21 152L22 150L20 147L22 145H20V144L22 143V141L20 140V137L16 136V134H17L16 133L17 132L16 127H17L18 132L19 131L21 132L22 128H23L22 126L24 125V123H22L20 120H18V118H15V117H18L17 112H16L17 113V116H16V113L15 112L13 113V111H12V113H10ZM155 111H156V113H155ZM183 112H186L185 115L183 114ZM145 113H147V115L150 113L152 116H153V114L154 115L157 114L154 116L153 121H151L152 123H154V121L155 122L157 121L156 125H154L155 124L154 123L153 124L154 126H153L152 123H150V124L147 122L144 123L143 121L141 122V120L140 121L138 120V117L139 118L144 117ZM13 114L15 115V117L12 118ZM134 115L136 116L137 119L135 118ZM137 115H139V116H137ZM129 116H131V117H129ZM156 116H157V118H156ZM7 117L10 120L13 119V122L8 120ZM257 118H259V119H257ZM158 119L161 120V122L158 121ZM15 120H16V122L18 121L17 126H16ZM202 120H203V122H200ZM130 121H132L133 123ZM20 122L22 125H20ZM8 123H9V125H8ZM129 123L130 124L132 123V124L130 125ZM144 124H146V125H144ZM39 125H40V123L37 124V133L38 134L43 133V135H44L43 136L42 134H39V136L41 135V139H40V141H38V144H40L39 150L41 151L44 149V151H46V153H47L51 150L49 148L52 144L54 145V143L56 142V139L60 138L61 135H64L63 134L64 131L62 130L63 131V133H62V131L59 130L61 132V134L59 131L58 132L54 131L55 132L54 134L53 133L50 134V133H46V132L44 133L41 131L39 132ZM149 125H152L153 128ZM198 126L199 127L201 126V127L199 128ZM141 128H142V130H141ZM126 130H127V132H126ZM204 130H205V132H204ZM247 131H250V133L249 132L247 133ZM73 132H75V133H73ZM6 133L8 136L6 135ZM79 133H80V135H79ZM108 133H109V135H108ZM150 134H152V135H150ZM44 137H46V138H44ZM140 137H141V139H140ZM85 138H86V140H85ZM148 139H149V141H148ZM138 141L129 144L131 146L128 145L127 149H129V151L126 150L124 152L125 155L120 154V155H118V157H117V155H114V157L112 159L113 164L116 162H120V160H122L121 162H125V161H127V159H128L127 162H131L130 160L133 156L132 155L133 153H134V155L141 153L142 151L140 150V148H143L146 145L142 144L143 145L142 146L138 143ZM47 142H49V143H47ZM91 142H93V143L91 144ZM207 147H208V149H207ZM156 148H157V146H156ZM161 149H162V145L158 150H161ZM245 149H247V152ZM94 151H97V152H94ZM136 151H137V154H135ZM243 151L246 154V156L249 157V160H248V157L246 158V156H244L245 154L243 153ZM156 152H154L155 156L157 153H159V152H157V153ZM19 153H21V154H19ZM242 154H244V155L241 156ZM255 155H258V156H256L254 159ZM21 156H23V157H21ZM151 156L154 159L157 157V156L154 157V155H151ZM26 157H27V159H25ZM236 157H237V159H236ZM250 157H252L253 160H251ZM257 157H258V159H260L259 161L257 160ZM21 158H23V159H21ZM36 158H37V160H36ZM28 159H30V160H28ZM13 160L15 162L14 164H13V162H11ZM155 160L153 161V162H155V165H156V163L158 165L159 161L162 164H164L166 162V160L163 158V156L158 158V159L156 158ZM164 160H165V162H164ZM28 161H31L32 163L28 162ZM247 161H248V163H247ZM23 162H24V164H23ZM255 162H257V163H255ZM3 163H5V164H3ZM246 164L247 165L249 164L248 165L249 169H248V166H244ZM37 165H38V167H37ZM236 165H237V167H236ZM33 166H34V168H33ZM251 166H253L252 169L250 168ZM21 167H24V168H21ZM30 167H31V169H30ZM36 167L38 168V170ZM18 168H20V170ZM11 169H13V170L11 171ZM14 169L18 170V173H16V171ZM6 170H8V171L6 172ZM5 172H6V174H4ZM19 172L20 173L22 172L21 174H23L24 177L23 176L21 177V174H19ZM27 172H28V174H27ZM24 173H26V174H24ZM38 173H40L41 175L40 174L38 175ZM26 175H28L30 177L27 176V178H26L25 177ZM24 178L28 179L27 180L28 185L26 182L24 183V181H26V180H24ZM43 178H46V179L43 180ZM20 179L21 180L23 179L24 181L23 180L21 181ZM62 179H63V181H62ZM19 180H20V182H22L25 185H23L22 183L20 184ZM255 180L257 183V184L255 183L257 185V186L255 185L256 187H254V185L251 183V181L254 182ZM43 181H44V183L47 181L46 183H48V184H46V183L42 184ZM57 181H59V182H57ZM29 183H30V185H29ZM32 183L34 185H32ZM66 183H67V186L65 185ZM195 183H196V185H195ZM56 185H57V187H56ZM235 185H236V187L237 186L242 187L241 189H244V190L243 191L241 190L240 193H239V191L237 192L235 190V189H237L235 187ZM33 186H35V188H33ZM38 186H41V187H38ZM227 187L233 188L235 190L232 192V195H229V191H228ZM250 187H252V188H250ZM261 188H262V190H261ZM250 189L251 190L253 189L252 194L257 192V193H255L257 198H256V196H253V197H255L254 200L258 204H255L254 202L252 203V200H249L251 195L247 194V193H249ZM257 190H259V192ZM51 191H54V192H51ZM241 192H242V194H241ZM238 193H239V195H238ZM190 195L192 197H190ZM228 196L231 197V200L233 199V201H229V202H231V204H228V205L222 204L221 200L224 198H225L224 200H226L228 198ZM262 196H263V199L260 200L262 198ZM57 200L59 202H57ZM249 201H251V202L248 204ZM53 202H56L57 205ZM187 202H186V204H188ZM55 205L57 208H55ZM245 206H247V208ZM43 207H44V209H43ZM250 208L252 210H250ZM246 209H249L252 212H249V210H246ZM44 211L45 212L47 211V212L44 214ZM247 211H248V213H247ZM41 212H43V213L41 214ZM253 212H255V214ZM72 213H73V215L75 213L77 214V212H72ZM18 214H20V213H18ZM21 214H20V218H21ZM239 215H242V216L239 217ZM31 216L33 218H31ZM51 216L53 217V219ZM262 216H264V215H262ZM76 217H78V215H76ZM76 217L73 216L72 219L73 220L76 219L79 222L78 218H76ZM241 217H243V218H241ZM49 218L52 219V221H50ZM244 218H246V219H244ZM250 218L251 219L249 220V223L252 220H254V217H250ZM263 218L264 217H261L260 219L262 220ZM177 219L179 220L180 218H177ZM48 220H49V222H48ZM244 220H246V221H244ZM41 222H42V224H41ZM224 222H226V223H224ZM260 222H257L258 226H259V224H260V226H262V224H264V222L263 223L261 222L262 224ZM35 223H36V225H35ZM75 223H76L75 225L78 224L76 221H75ZM220 224H222V225L226 224V225H224V227H222ZM208 225H209V227H208ZM59 226H61L62 228ZM23 227L24 228L27 227V228L24 229ZM34 229L36 232L34 231ZM202 230H203V228H202ZM25 231L27 232V234ZM62 231L67 236L65 234H63ZM66 231H67V233H66ZM69 231H70V229H69ZM36 234H38V235H36ZM92 236L91 237L93 239L94 235H92ZM95 239L98 240V242H100L99 241L100 239H98V237H96V236L93 239V242L97 245L98 242H96ZM26 240H27V242H25ZM23 242L26 244H23ZM97 247H98V245H97ZM7 249L8 248L6 247L3 250L7 251ZM14 250H18V247L15 246ZM96 250H98V248ZM98 251H100V250H98ZM103 252H104V250L101 251V253H103ZM64 256H66V257H64ZM32 261H34V264H39L38 260H32ZM63 264H65V263H63Z\"/></svg>",
	"mask_w": 264,
	"mask_h": 264
}]
</instances>
